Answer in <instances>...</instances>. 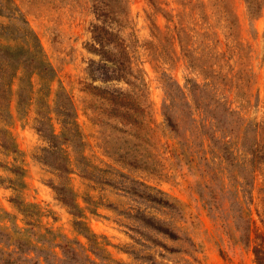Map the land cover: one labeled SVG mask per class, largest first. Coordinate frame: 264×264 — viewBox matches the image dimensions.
<instances>
[{"label":"rangeland","instance_id":"1","mask_svg":"<svg viewBox=\"0 0 264 264\" xmlns=\"http://www.w3.org/2000/svg\"><path fill=\"white\" fill-rule=\"evenodd\" d=\"M12 2L55 77L18 72L0 114V264L87 246L62 197L122 264H264V0ZM60 89L78 132L48 152Z\"/></svg>","mask_w":264,"mask_h":264},{"label":"trees","instance_id":"2","mask_svg":"<svg viewBox=\"0 0 264 264\" xmlns=\"http://www.w3.org/2000/svg\"><path fill=\"white\" fill-rule=\"evenodd\" d=\"M7 17L12 19L10 24L3 25L0 23V31L2 35L6 34L10 38L19 39L23 45L21 46H10L7 44H0V114H4L6 111V105L8 104V99H6L7 93L11 90V81L16 76L18 72L22 73L20 77V83L26 82L30 85L29 76L36 74L39 76L42 82H48L55 77V71L50 63L45 59L42 47L40 45L39 39L35 32L28 26L26 19L18 13V9L13 5L12 0H0V17ZM20 20L21 23L15 22ZM25 45V46H24ZM104 46L101 45L100 49L94 48L98 51L99 55L103 56L105 51L103 50ZM26 84V83H25ZM207 85V84H204ZM23 90V85L20 84L19 91ZM60 91H62L60 89ZM61 93L56 94L57 109L56 113L60 118V123L62 125V133L56 135L53 132L46 133V139L50 144L52 149H44V151H64L62 147L55 145V141L63 137L67 142H73V136L76 135L77 123L75 120V112L71 99L67 97V102L64 99H61ZM60 97V98H59ZM62 100V104L59 101ZM169 123H171L169 117H166ZM66 134H71V137H66ZM62 160L54 163L56 169H66L67 164L64 165V158ZM68 159V158H67ZM141 191L137 190L138 195L143 197L146 200L156 202L162 206H169L170 202L168 199L163 198L162 196H156L150 191H146V188L150 187L143 185ZM247 184V183H244ZM63 189V188H62ZM245 192L248 191L246 188L243 189ZM160 192V191H159ZM62 201L65 205L72 209V214L76 217L73 221L74 228L77 233L84 237L86 240V245L82 244L78 240H66L64 244L57 245L60 249L64 258L61 259L63 264H86L92 263L96 264L89 255L85 254L80 260L77 258L80 257L78 249L74 246L77 245L80 250H87L95 257L100 259V264H103V261H106V264H122L119 261L110 258L108 252L104 248V241L98 240L100 236L96 235L88 228L85 221L77 219L82 217V214L77 210L78 205L74 201H68L65 197H62ZM153 222H156L152 220ZM155 228L168 233V228H165L158 223L154 224ZM103 238V237H102ZM47 264H50L49 262Z\"/></svg>","mask_w":264,"mask_h":264}]
</instances>
